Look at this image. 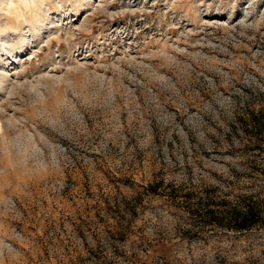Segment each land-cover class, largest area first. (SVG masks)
I'll return each mask as SVG.
<instances>
[{
  "label": "rangeland",
  "instance_id": "374dc122",
  "mask_svg": "<svg viewBox=\"0 0 264 264\" xmlns=\"http://www.w3.org/2000/svg\"><path fill=\"white\" fill-rule=\"evenodd\" d=\"M263 95L264 0H0V264H264L184 204L264 194Z\"/></svg>",
  "mask_w": 264,
  "mask_h": 264
},
{
  "label": "trees",
  "instance_id": "16d2710c",
  "mask_svg": "<svg viewBox=\"0 0 264 264\" xmlns=\"http://www.w3.org/2000/svg\"><path fill=\"white\" fill-rule=\"evenodd\" d=\"M260 101L262 104L258 108L255 104H248L230 129L248 138L246 146L255 154V160L262 166L259 172L264 176V98ZM187 197L185 211L203 226L212 225L236 232L264 229V194L221 201L215 196L202 194H188Z\"/></svg>",
  "mask_w": 264,
  "mask_h": 264
}]
</instances>
